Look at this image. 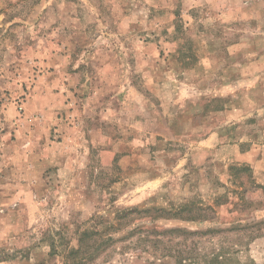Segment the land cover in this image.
<instances>
[{
  "label": "rangeland",
  "instance_id": "374dc122",
  "mask_svg": "<svg viewBox=\"0 0 264 264\" xmlns=\"http://www.w3.org/2000/svg\"><path fill=\"white\" fill-rule=\"evenodd\" d=\"M84 232L80 264H264V0H0V264Z\"/></svg>",
  "mask_w": 264,
  "mask_h": 264
},
{
  "label": "trees",
  "instance_id": "16d2710c",
  "mask_svg": "<svg viewBox=\"0 0 264 264\" xmlns=\"http://www.w3.org/2000/svg\"><path fill=\"white\" fill-rule=\"evenodd\" d=\"M153 210L151 209H143V210H135V209H132V210H128L126 211V213H123L122 215V218H126L128 217L130 214L132 213H135V212H145L147 213V215H149V213H151ZM158 211V210H157ZM161 211V210H159ZM163 215L162 214H158V215H155V216H151L150 218L151 219H156V218H162ZM200 218V217H199ZM187 219H191V220H194L196 219L195 217H188ZM125 220H120L119 224L121 223H124ZM170 231H175V230H170ZM166 232H169V231H166ZM155 233H159L158 232H155ZM99 236L97 232H92V233H89L88 232H84L82 234V236L79 237V243H78V247L71 250L67 256V258L70 259V263L69 264H80L82 261H86V260H92L93 258L96 257L97 255V251L98 250H95L94 248L97 247L98 245V240L102 237H97ZM113 241V237L112 236H108L106 239H105V243L107 242L108 244ZM91 245L92 248L89 246ZM83 257L85 260H83Z\"/></svg>",
  "mask_w": 264,
  "mask_h": 264
},
{
  "label": "crops",
  "instance_id": "0c3cea01",
  "mask_svg": "<svg viewBox=\"0 0 264 264\" xmlns=\"http://www.w3.org/2000/svg\"><path fill=\"white\" fill-rule=\"evenodd\" d=\"M218 136H219V133H218L217 131H214V132L212 133V135L210 134V136H209V138H208V141H207V145H208V144L211 145V140H213V139H217ZM204 145H205V144H204Z\"/></svg>",
  "mask_w": 264,
  "mask_h": 264
}]
</instances>
